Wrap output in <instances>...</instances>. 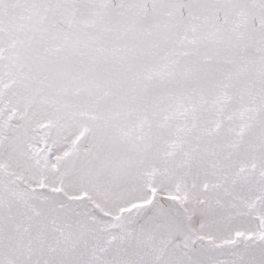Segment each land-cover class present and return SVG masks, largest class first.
Returning a JSON list of instances; mask_svg holds the SVG:
<instances>
[{
  "label": "snow or ice",
  "instance_id": "1",
  "mask_svg": "<svg viewBox=\"0 0 264 264\" xmlns=\"http://www.w3.org/2000/svg\"><path fill=\"white\" fill-rule=\"evenodd\" d=\"M0 264H264V0H0Z\"/></svg>",
  "mask_w": 264,
  "mask_h": 264
}]
</instances>
